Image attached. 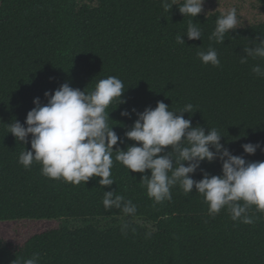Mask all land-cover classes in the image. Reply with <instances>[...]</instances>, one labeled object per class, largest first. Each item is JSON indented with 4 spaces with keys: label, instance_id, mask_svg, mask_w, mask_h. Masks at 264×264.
<instances>
[{
    "label": "trees",
    "instance_id": "16d2710c",
    "mask_svg": "<svg viewBox=\"0 0 264 264\" xmlns=\"http://www.w3.org/2000/svg\"><path fill=\"white\" fill-rule=\"evenodd\" d=\"M177 6L165 11L161 0H0V222L59 221L22 243L0 235V264L33 253L39 264H264V212L254 207L248 211L252 224L231 220L226 208L212 216L195 188L185 195L178 184L170 201L154 204L142 174L116 162L115 152L110 186H100L99 177L79 185L50 179L40 164L25 169L18 163L30 143L16 141L8 130L15 120L24 123L34 97L44 104V92L63 83L91 92L108 76L125 87L126 102L113 101L107 109L109 125L123 140L114 150L136 143L124 136L137 118L131 110L163 101L174 112L192 104L194 111L183 113L192 126L206 134L215 128L233 155L264 161L259 148L252 155L242 149L249 142L264 145V77L252 71L255 65L264 69V60L240 63L244 47L264 39V0H204L193 18ZM233 7L241 26L223 43L209 40L217 18ZM191 19L201 39L184 34ZM180 34L185 44L176 42ZM209 47L219 67L198 58ZM201 169L219 175L221 163L201 162L193 179L202 178ZM109 190L130 200L136 212L105 210Z\"/></svg>",
    "mask_w": 264,
    "mask_h": 264
},
{
    "label": "clouds",
    "instance_id": "9594fccd",
    "mask_svg": "<svg viewBox=\"0 0 264 264\" xmlns=\"http://www.w3.org/2000/svg\"><path fill=\"white\" fill-rule=\"evenodd\" d=\"M203 4L204 0H161L165 11L179 5L178 11L183 17L191 18L203 11ZM240 26L237 10L233 7L220 14L208 39L223 43L226 34ZM184 34L194 40L201 39L202 32L191 19ZM176 42L185 44L181 34L177 35ZM249 44L251 47L243 49L245 55L240 63H247L249 57L264 60V39H254ZM197 56L203 64L220 66L218 54L212 47L198 51ZM252 71L257 77H264L260 65L253 66ZM124 91L122 80L108 76L98 80L91 92L63 83L51 93L44 92L47 98L44 104L39 97H34V107L27 112L24 123L15 120L8 130L16 141L23 145L30 143V149L24 148L20 153L18 163L25 169L38 163L41 174L50 179L79 185L99 177L100 186H110L115 182L111 172L115 152L116 162L142 174L140 181L154 204L170 201V189L178 184L185 195L195 188L212 216L226 208L231 220L252 224L254 220L248 215L249 209L254 207L264 212V161H248L242 155H233L220 142L222 135L215 128L208 129L206 134L204 128L192 126L191 120L183 116V113L194 111L192 104L178 112L169 110V105L163 101L141 112L133 108L131 112L137 118L124 136L136 143L124 150L119 147L114 150L113 146L123 140L113 130V125H109L107 109L113 101L116 106L126 102L122 99ZM121 115L130 116L131 113L122 110ZM258 148L264 152V145L259 142L242 145L243 152L249 155L255 154ZM215 160L221 163V174L209 175L201 169L202 178H192L190 174L197 171L201 162ZM145 170H149L150 175H143ZM102 204L105 210L115 208L125 215L136 212L130 200L112 190L104 191ZM127 227L123 224L122 230ZM39 261V254L33 253L27 259L16 258L14 264H39Z\"/></svg>",
    "mask_w": 264,
    "mask_h": 264
},
{
    "label": "rangeland",
    "instance_id": "374dc122",
    "mask_svg": "<svg viewBox=\"0 0 264 264\" xmlns=\"http://www.w3.org/2000/svg\"><path fill=\"white\" fill-rule=\"evenodd\" d=\"M59 221L56 220H36L21 222H0V235L9 242L22 243L31 235L56 227ZM74 224H79L74 222Z\"/></svg>",
    "mask_w": 264,
    "mask_h": 264
}]
</instances>
